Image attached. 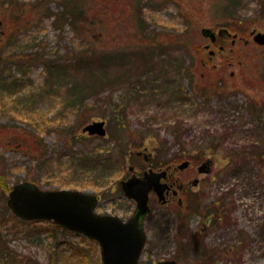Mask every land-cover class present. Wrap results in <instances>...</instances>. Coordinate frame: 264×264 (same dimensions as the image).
<instances>
[{
	"label": "rangeland",
	"instance_id": "rangeland-1",
	"mask_svg": "<svg viewBox=\"0 0 264 264\" xmlns=\"http://www.w3.org/2000/svg\"><path fill=\"white\" fill-rule=\"evenodd\" d=\"M262 1L237 0V14L256 20L252 27L264 31ZM66 2L77 8V28L56 20ZM226 4L0 0L2 244L26 264H50L52 252L59 251L68 257L59 264H101L97 244L87 237L53 229L45 221L15 218L2 186L28 180L43 189L92 192L100 197L97 212L127 218L134 203L119 180L129 175L128 167L141 171L172 165L171 201L160 203L150 194L138 264L165 259L264 264V102L259 88L264 86V45H252L242 56L248 69L244 76L255 78L253 83L241 80L236 62L220 65L217 46L212 47L215 60L205 65L214 63L220 73L209 80L212 85L191 66L207 59L203 46L208 39L200 29L224 23L230 10L224 11ZM151 48L145 71L139 56ZM88 51L111 52L122 60L107 67L106 88L86 96L81 107H67L65 101L72 99L68 85L83 75L76 59ZM180 64L184 69L179 71ZM143 78L148 79L143 86H133ZM98 119L107 121L106 137L81 131ZM144 154L151 156L148 162ZM184 160L190 165L176 168ZM205 161L207 173L198 170ZM220 203L223 211L215 206ZM74 248L84 250L87 260ZM1 253L2 247L0 262Z\"/></svg>",
	"mask_w": 264,
	"mask_h": 264
},
{
	"label": "water",
	"instance_id": "water-1",
	"mask_svg": "<svg viewBox=\"0 0 264 264\" xmlns=\"http://www.w3.org/2000/svg\"><path fill=\"white\" fill-rule=\"evenodd\" d=\"M224 29L220 28L218 34ZM204 36L211 40L215 32L208 27L201 29ZM254 40L264 44V33L258 32ZM213 53V51H210ZM83 131L89 134L105 135L104 121L86 124ZM187 161L179 165L183 168ZM202 164L200 171H206ZM153 172L145 173L143 178L132 176L122 182V187L129 197L137 201V209L127 221L113 215H99L93 209L96 196L91 193L72 189H41L36 184L23 181L16 183L8 192L7 206L19 218L25 220L47 219L63 225L68 229L82 232L98 240L102 264H137L138 256L144 242L142 217L148 211V192L154 188L162 198V187L157 183ZM159 264H179L174 260H164Z\"/></svg>",
	"mask_w": 264,
	"mask_h": 264
},
{
	"label": "trees",
	"instance_id": "trees-1",
	"mask_svg": "<svg viewBox=\"0 0 264 264\" xmlns=\"http://www.w3.org/2000/svg\"><path fill=\"white\" fill-rule=\"evenodd\" d=\"M227 1L226 6H224V9H230L231 12L228 14V16H232L237 13V5H235V2L237 0H225ZM64 6V11H61L60 14H56V20H63L64 22H67L70 19V16L74 18V16H77V8L76 6L71 5L69 2H66ZM262 12L264 13V3L262 4ZM55 20V21H56ZM226 25H228L229 29L231 30H236L238 31L239 29L235 26L234 21H227ZM164 38H161L163 40ZM159 41V40H158ZM160 45V44H159ZM162 46V45H161ZM88 54H81V58L76 59V62L78 63L79 67L82 69L83 75L78 82H74L70 85H68L67 91L69 95L72 96V99H69L68 101H65L67 103V107H81V105L84 103L86 96L88 95H93V94H98L100 91H102L104 88L108 86L109 80L107 76V67L111 64V62L119 63L122 60V55H115L111 52H106V51H94L93 53L91 51L87 52ZM146 57V59L144 58ZM150 58H152V54L150 52H147L145 56H139L140 60L142 61L143 66L147 65L150 63ZM203 60V59H202ZM204 61V60H203ZM148 62V63H146ZM205 64H202L201 61L198 62V66L196 67V63H193L192 67L197 70L199 75L204 76V78L209 81L212 79H216L218 77L216 70L213 67H205V65L208 63V61H204ZM181 69H184L182 64L179 65L178 70L180 71ZM145 71H147L146 67L144 68ZM188 70V68L186 69ZM147 73V72H146ZM146 73H144L146 75ZM143 76V74L141 75ZM121 77L120 75L118 76ZM156 80V78H153ZM120 80V79H119ZM119 80H112L116 84L117 81ZM148 79H140L137 82L138 83H133V86H139L140 84L143 86L144 82H147ZM99 171V167L97 168ZM100 172V171H99ZM2 184H0L1 186ZM8 188H5V186H2V190L6 192ZM216 207L222 209L224 206L222 203L219 205L215 204ZM214 206H212L213 208ZM221 212V211H219ZM50 226L53 227V229H61L65 230L64 228L54 224L53 222H47ZM2 238H0V247H2V253H1V262L0 264H26L27 262L24 261L22 258L18 257V254L16 252H13L12 250L9 249V247L5 246L1 242ZM93 242V241H90ZM74 252L78 251L81 259L83 258V251L84 250H76V248L73 249ZM52 252V251H51ZM52 258L50 264H59L63 258L64 254L63 251L57 252H52ZM9 258V260H8ZM67 255H66V260H67ZM87 260V254L84 253V258ZM66 262V261H65ZM31 264H36L34 261Z\"/></svg>",
	"mask_w": 264,
	"mask_h": 264
},
{
	"label": "flooded vegetation",
	"instance_id": "flooded-vegetation-1",
	"mask_svg": "<svg viewBox=\"0 0 264 264\" xmlns=\"http://www.w3.org/2000/svg\"><path fill=\"white\" fill-rule=\"evenodd\" d=\"M227 19L229 21H234L235 26L239 29L238 31L236 30H231L229 29L228 25L223 24L222 27H225L228 31L224 32L223 35L216 37L214 41H212L211 48L215 46L217 43L218 46V54L220 56V65H223L224 67H227V65L236 62L239 66V73L242 76L244 82L247 80L249 82L253 81L255 82V78H250L248 76H244L246 74V70H248L244 65H242L244 58L242 56L246 55L247 52L251 51L253 49L252 45H255V47H259L254 40H253V31H257L255 27H252V24L255 21H252L249 19V17H246L244 15H232V16H227ZM213 49V48H212ZM223 53V54H222ZM223 58V56H225ZM216 57V55H215ZM235 60V61H234ZM246 68V69H245ZM250 71V70H249ZM261 75V73H260ZM264 77V75H261ZM262 78V77H261ZM264 81V78L261 80ZM260 90H263V101L264 102V86H259ZM144 158L149 159L151 158L150 155L144 154ZM147 167H153L152 165H148ZM173 169L172 165H169L167 167V176L165 179V182L167 184V191L165 193L167 197V201H171V195L173 194V190L170 188L172 185V182L170 181V172ZM136 173H141L140 171L135 169ZM175 192V190H174Z\"/></svg>",
	"mask_w": 264,
	"mask_h": 264
},
{
	"label": "bare ground",
	"instance_id": "bare-ground-1",
	"mask_svg": "<svg viewBox=\"0 0 264 264\" xmlns=\"http://www.w3.org/2000/svg\"><path fill=\"white\" fill-rule=\"evenodd\" d=\"M146 86V85H145Z\"/></svg>",
	"mask_w": 264,
	"mask_h": 264
}]
</instances>
